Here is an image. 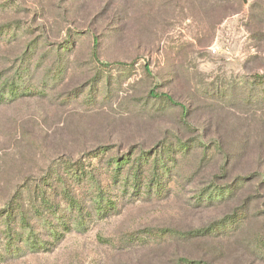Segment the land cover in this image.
I'll return each mask as SVG.
<instances>
[{
  "label": "rangeland",
  "instance_id": "obj_1",
  "mask_svg": "<svg viewBox=\"0 0 264 264\" xmlns=\"http://www.w3.org/2000/svg\"><path fill=\"white\" fill-rule=\"evenodd\" d=\"M254 73L264 0H0V93L23 95L0 105V264H264V190L216 235L242 200H200L230 180L213 179L210 117L241 107L222 97L249 94ZM116 173L142 193L123 196ZM43 192L54 215L36 211Z\"/></svg>",
  "mask_w": 264,
  "mask_h": 264
},
{
  "label": "trees",
  "instance_id": "obj_2",
  "mask_svg": "<svg viewBox=\"0 0 264 264\" xmlns=\"http://www.w3.org/2000/svg\"><path fill=\"white\" fill-rule=\"evenodd\" d=\"M18 78L21 77L18 76L17 79ZM250 78L251 92L249 94L241 95V97L225 94L222 97V100L227 99L226 101H223L227 104H229L230 101L234 104L237 100V103L241 104V107L236 109L233 105H231V111L227 116H222L220 117L221 119H214L210 117L208 122L209 127L217 134L214 144H216V149L220 156L219 159H215L214 156L211 157L212 165L210 166L213 171L216 170V175H213V179L221 178V180H230L225 186H216L213 184L211 189L212 191L209 193L206 192L200 200L206 202L207 205L224 203L232 198L237 199L236 201L242 200L240 208L235 210L234 214L229 216L225 215V217L213 223V226L210 228L211 231H209L210 235H216L218 232H227L231 230V228H238L245 218V209L252 200V197H245L241 199V197L244 196L245 190L253 184L259 185L258 190H264V75L254 73ZM20 90L16 81L11 82L9 88L7 89L9 98L0 93V105L8 104L9 102L23 96L21 95ZM165 98L168 101L172 100V98L168 95H165ZM232 118H234L233 121ZM223 131L229 133V135H227L228 137H225V139L222 137ZM219 132L221 133L219 134ZM125 158H110L107 163L112 167L113 162H116L117 164L115 166V170H118L123 164ZM65 174L59 177V181L62 183H65V178H72L73 176V172L71 173V171L68 173L65 172ZM89 177H91V175H89ZM114 177L115 182L113 183V186L120 189L123 196L128 194L131 196H139L142 193L140 183L129 184L121 182L120 179H118V173H116ZM77 178H79V176H76V179ZM50 179L51 177L49 180ZM155 183L156 185H154L153 182L147 183L144 189V194L152 195L162 193L164 183L161 181H157ZM104 191L105 190L102 189L100 183L97 184V182L93 191H90L93 196L98 198L97 204L101 199H103L102 196L104 197L108 194ZM206 191H209V189ZM58 193V195L62 197H68V194H70L65 188L62 190L60 189ZM41 197L45 200L43 203L44 207L36 209V211H39L40 216L46 212L54 215L57 208L55 203L49 200V198L45 196V193L44 196ZM114 206V203H109L108 208H113ZM102 208L101 204L97 207V209H101L105 212L106 209ZM6 217V221L11 218L9 211L7 212ZM47 219L52 221L51 217H47ZM56 220L58 223H52L50 228L51 233H49L52 235L54 240L59 238L57 235L60 234L58 233V230L61 225L62 228L67 229L66 222L63 217L57 215ZM30 245L34 249L38 250L41 244L37 239H32ZM10 250L11 247L9 246L8 251ZM263 254L264 253L260 255L261 261H264ZM184 262L186 263L188 261Z\"/></svg>",
  "mask_w": 264,
  "mask_h": 264
}]
</instances>
